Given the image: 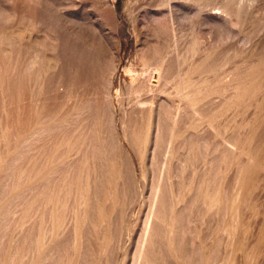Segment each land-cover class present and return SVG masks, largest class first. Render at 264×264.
<instances>
[{"label": "rangeland", "instance_id": "obj_1", "mask_svg": "<svg viewBox=\"0 0 264 264\" xmlns=\"http://www.w3.org/2000/svg\"><path fill=\"white\" fill-rule=\"evenodd\" d=\"M174 2L0 0V264H138L159 191L142 264H264V0Z\"/></svg>", "mask_w": 264, "mask_h": 264}, {"label": "bare ground", "instance_id": "obj_2", "mask_svg": "<svg viewBox=\"0 0 264 264\" xmlns=\"http://www.w3.org/2000/svg\"><path fill=\"white\" fill-rule=\"evenodd\" d=\"M165 1V0H164ZM175 0H167V10L166 11H162L163 9H165L166 8V6H165V8H163L162 10H160V11H157V13L155 14V16H158L157 18H159V17H165L166 19H168V21H169V25H170V27H171V35L173 36V39H174V41H175V45H177V42H178V28H176V24H177V20H178V14H179V9H178V6L176 5V4H174L175 2H174ZM191 1V0H190ZM165 5V3H163V6ZM166 15V16H165ZM160 19V18H159ZM162 19V18H161ZM161 27V26H160ZM159 27V28H160ZM157 28H158V26H157ZM155 29V28H154ZM161 29V28H160ZM163 29V28H162ZM158 30V29H157ZM150 31L151 30H149V32H147L146 30H142V34H144L145 36H147V35H149L148 33H150ZM153 31V30H152ZM155 31H153V33H154ZM157 32V31H156ZM165 33V31H160V33H158L157 32V34H156V36H159L160 38H161V35L163 36V34ZM150 36V35H149ZM172 39V40H173ZM174 44V43H173ZM181 48V47H180ZM179 49V48H178ZM178 49H176V50H178ZM178 54V53H177ZM142 78H144L145 80H146V83H147V87H151L152 89H153V87H155L156 89H158V87H162V84H163V80H164V74H163V71H161V70H159V69H155V70H153V71H148V72H146V73H144L143 75H142ZM154 81H155V84H154ZM185 98V97H184ZM182 104V103H181ZM181 104L178 106V108H177V117H176V120H175V128H174V130H173V132H172V135H171V138H170V142H169V145H168V147H167V153L168 154H171L172 153V145H173V141H174V138H175V135H176V131H177V129H176V126H177V120H178V118H179V115H180V112H181V108H182V106H181ZM187 110V109H186ZM204 115V114H203ZM203 117V116H202ZM207 119V118H206ZM160 120V119H159ZM209 122V121H208ZM206 123H207V121H206ZM206 125V124H205ZM209 125H210V123H209ZM207 127V126H206ZM212 127H213V125H212ZM215 127H217V126H215ZM214 127V128H215ZM208 128V127H207ZM218 129V128H217ZM159 130H160V128H159ZM213 130V129H212ZM211 131V130H210ZM214 131V130H213ZM217 131H219V130H216V132ZM215 132V133H216ZM158 134V133H157ZM213 135H215V134H213ZM219 135H220V133H219ZM218 135V136H219ZM217 136V137H218ZM221 137V136H220ZM156 138H157V135H156ZM224 138H226V137H224ZM158 139V138H157ZM216 140V139H215ZM214 140V142H216ZM219 140V139H218ZM157 142V141H156ZM233 143V142H232ZM230 141H228V139L225 141V139L223 140V141H221V144L224 146V148H225V146H226V149L229 151V152H234L233 151V148H237L236 147V145H234L235 144V142H234V144H232ZM212 144V143H211ZM216 144V143H215ZM220 144V146H222ZM155 145V144H154ZM157 145H158V143H157ZM218 145V144H217ZM243 145V144H242ZM156 146V145H155ZM213 146V145H212ZM217 147V146H216ZM219 148H221V147H219ZM232 149V150H231ZM216 150V149H215ZM239 150V149H238ZM236 152V151H235ZM243 152H244V150H243ZM247 152V151H246ZM228 154V153H227ZM226 154V155H227ZM236 154V153H235ZM244 154H245V152H244ZM239 155H241V154H239ZM243 155V154H242ZM241 155V156H242ZM247 156V155H246ZM247 158V157H246ZM245 158V159H246ZM250 160V159H249ZM248 160V161H249ZM254 160V159H253ZM240 161V160H239ZM247 161V162H248ZM246 163V162H245ZM164 164H166V163H164ZM247 165V164H246ZM163 169V168H162ZM164 169H165V166H164ZM162 173H163V171H162ZM164 175V174H163ZM162 175V179H163V176ZM161 180V179H160ZM160 183H162L163 184V182L162 181H160ZM159 183V184H160ZM161 186V185H160ZM159 188V187H158ZM157 188V189H158ZM161 190V189H160ZM158 191H159V189H158ZM160 192L161 191H159V193L157 192V200H156V204L154 205V210H153V216L155 215V217H151L150 219H149V221H148V225H147V232H146V237H145V242H144V245H143V249H142V253L140 254L141 256H140V260H139V262H138V264H142V261H143V258L145 257L146 258V256H144V252H145V250H146V248H148V247H146L147 245H149L148 244V242L150 241L149 240V238H150V236L151 235H153V232H155V230L157 229V224H156V218H157V216L159 215L158 213L159 212H161L160 211V200L162 199V196L160 195ZM158 214V215H157ZM160 216V215H159ZM159 223V222H158ZM151 238H154V237H151ZM150 243V242H149ZM152 245V244H151ZM150 246V245H149ZM146 253V252H145ZM144 256V257H143Z\"/></svg>", "mask_w": 264, "mask_h": 264}]
</instances>
